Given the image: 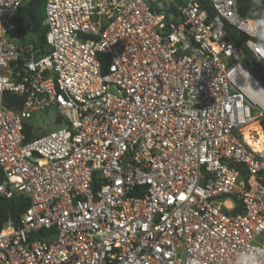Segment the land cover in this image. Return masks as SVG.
I'll return each instance as SVG.
<instances>
[{"label":"built area","instance_id":"1","mask_svg":"<svg viewBox=\"0 0 264 264\" xmlns=\"http://www.w3.org/2000/svg\"><path fill=\"white\" fill-rule=\"evenodd\" d=\"M24 1L0 0V197L28 199L0 264H264V84L200 1L45 0L43 55ZM207 1L264 73V20Z\"/></svg>","mask_w":264,"mask_h":264},{"label":"trees","instance_id":"2","mask_svg":"<svg viewBox=\"0 0 264 264\" xmlns=\"http://www.w3.org/2000/svg\"><path fill=\"white\" fill-rule=\"evenodd\" d=\"M198 1H200L202 8L206 11L208 19L221 26L226 32L227 37L243 50V63L264 84V73L259 69L252 55L244 47L245 37L235 29L227 26L224 21L214 13L207 0ZM44 3L45 0H25L23 5L19 8L15 18L17 31L20 35V44L32 45L36 55L48 53V48L45 46L46 31L41 26V21L44 17ZM236 4L240 16L255 21L264 20V0H236ZM159 9L175 11L171 4H162ZM101 58V71L104 73L108 65V57L103 55ZM4 99L8 102V104L5 103L7 108L12 110L20 109V99L11 96H5ZM12 104H15V106L11 107ZM34 122L35 120H31L28 124H25L24 133L27 140L34 137V133H32V131L35 130ZM56 122L57 124L59 123V121ZM260 124L264 133V119L260 121ZM27 207L28 199L25 197L17 196L11 199L0 197V229L8 220L16 223Z\"/></svg>","mask_w":264,"mask_h":264},{"label":"rangeland","instance_id":"3","mask_svg":"<svg viewBox=\"0 0 264 264\" xmlns=\"http://www.w3.org/2000/svg\"><path fill=\"white\" fill-rule=\"evenodd\" d=\"M172 1L176 5L182 4V0H172ZM34 119H35L34 125H36V131L34 132V135L36 136L54 130L58 127L56 122L57 114L52 110L46 112L45 114H38L36 115V117H34ZM261 240L259 239V242H261Z\"/></svg>","mask_w":264,"mask_h":264},{"label":"bare ground","instance_id":"4","mask_svg":"<svg viewBox=\"0 0 264 264\" xmlns=\"http://www.w3.org/2000/svg\"><path fill=\"white\" fill-rule=\"evenodd\" d=\"M246 79H247L246 81H247L249 87H251L253 90L257 89L255 82L249 76H247Z\"/></svg>","mask_w":264,"mask_h":264},{"label":"crops","instance_id":"5","mask_svg":"<svg viewBox=\"0 0 264 264\" xmlns=\"http://www.w3.org/2000/svg\"><path fill=\"white\" fill-rule=\"evenodd\" d=\"M259 239L261 240V242H259ZM257 242L258 243H260V244H263L264 245V235H262L261 237H259L258 239H257Z\"/></svg>","mask_w":264,"mask_h":264}]
</instances>
